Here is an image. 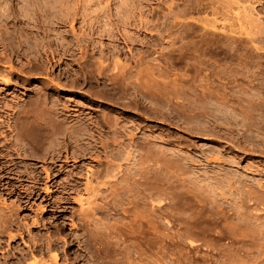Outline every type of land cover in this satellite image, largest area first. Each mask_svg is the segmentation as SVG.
Returning <instances> with one entry per match:
<instances>
[{"label":"rangeland","instance_id":"obj_1","mask_svg":"<svg viewBox=\"0 0 264 264\" xmlns=\"http://www.w3.org/2000/svg\"><path fill=\"white\" fill-rule=\"evenodd\" d=\"M237 1L215 13L194 0H0V208L21 194L15 203L33 202L21 215L30 224L47 221L46 228L22 226L25 238L42 242L46 234L56 245L38 255L42 264H264V0ZM117 57L119 68H132L131 89L109 79ZM100 62L109 65L106 73H98ZM148 67L155 78L147 85L158 78L157 86L170 89H134ZM53 79L63 89L42 84ZM109 91L118 100L137 98L142 111L88 100ZM38 97L42 110L64 106L88 119L113 109L136 126V138L158 136L149 147H164V157L141 151L115 159L109 177L91 176L96 195L86 183L98 160L73 150L77 160L63 155L56 161L63 170L56 166L48 180L42 167L55 164L25 145L15 121ZM56 122L49 148L64 135ZM15 147L31 156L17 157ZM33 162L45 176L39 185L52 190H40L38 199L21 191L31 186L26 165ZM46 202L47 212L39 208ZM11 244L10 261L27 250L21 237Z\"/></svg>","mask_w":264,"mask_h":264},{"label":"bare ground","instance_id":"obj_2","mask_svg":"<svg viewBox=\"0 0 264 264\" xmlns=\"http://www.w3.org/2000/svg\"><path fill=\"white\" fill-rule=\"evenodd\" d=\"M195 2L197 3H194V4H198V5H201V7L203 6L204 8L205 7H209L210 9H213V12L215 11L216 12H226V10H230V8L232 6V2L233 4L237 1V0H194ZM244 1V0H243ZM240 1H237L235 4L239 3ZM230 6V7H228ZM234 6V5H233ZM244 6V5H243ZM229 8V9H228ZM239 8V7H237ZM245 8V7H244ZM253 8V7H252ZM235 10V9H234ZM232 12V11H231ZM230 13V12H229ZM240 13V12H239ZM213 14V13H212ZM218 14V13H217ZM247 16V15H246ZM251 16V15H250ZM208 23V22H206ZM205 23V24H206ZM111 34V33H110ZM112 36V34L110 35ZM119 58V57H117ZM116 58V59H117ZM60 60V59H59ZM120 60V58H119ZM117 60L115 62L116 66H115V71L116 73L113 74V77L111 76V78L109 79H112L116 84L117 86L121 87L122 90H124L122 88V86L124 87V85L128 88V89H131L130 87V78L133 76L134 77V73L132 74L131 70L132 68L128 67V64H123L122 67L119 68L120 66V63H121V60L119 61ZM118 62V64H117ZM107 64V63H106ZM105 63L103 64V62H100L99 65L97 66V70H98V73H106L108 71V66L106 65ZM119 65V66H118ZM130 66V65H129ZM95 68V67H94ZM43 69V68H42ZM149 69L148 68H145L144 70L146 71H143V74L146 73L145 75L142 76V70L141 69V77H138L137 76V80H136V77H135V80L137 81H133L131 80V82H136L135 85L137 86H134L132 85L133 83H131V86H134L133 88H138L139 90L140 87L142 88V91L144 90V87L149 83L151 85V79L152 78H155V72L159 74L160 72V69L159 67H157V69H155V67H151V70L153 69L155 72H153V76L150 77V72L147 70ZM48 70V69H46ZM44 71V70H43ZM96 71V70H95ZM149 73H148V72ZM86 72V71H85ZM91 72V71H90ZM162 73V71H161ZM165 73V72H164ZM112 74V73H111ZM108 75V74H107ZM152 75V74H151ZM136 76V75H135ZM140 76V75H139ZM115 78V79H114ZM139 78V79H138ZM153 80V79H152ZM156 81H158V78L155 79ZM169 80V79H167ZM150 81V82H149ZM154 82L156 83V86H157V83L158 82ZM164 80H162L163 82ZM173 82V81H172ZM73 83V82H72ZM77 83V82H76ZM152 83V86L153 84ZM161 82L159 81V84ZM166 83V86L169 85V83L167 82H164ZM162 83V84H164ZM45 87L49 88V89H52V88H61L63 89L60 85L59 82H56L53 80L50 81V83H42ZM171 84V83H170ZM129 85V86H128ZM146 86L148 87L147 89L148 90H152L151 87L152 86ZM155 85V84H154ZM174 85V84H173ZM156 86L152 87V88H155ZM165 87V84L164 85H160V86H157L155 88V90H159V88L161 89V87ZM183 86V85H182ZM204 86V85H203ZM145 87V88H146ZM163 87V88H164ZM173 87V86H172ZM207 86H205L206 88ZM118 88V87H117ZM126 88L127 91H129L128 89ZM167 88V87H166ZM166 88H164L166 90ZM174 88V87H173ZM204 88V87H203ZM202 88V90H204ZM120 88H118L119 90ZM163 89V90H164ZM170 89V87L168 86L167 90ZM179 90V88H177ZM191 89V87H190ZM189 89V90H190ZM137 90V89H136ZM148 90H144L145 91H148ZM154 90V91H155ZM201 90V91H202ZM160 91V90H159ZM171 91V90H170ZM181 91V90H180ZM108 92V91H107ZM111 91H109L110 93ZM156 92V91H155ZM161 92V91H160ZM165 92V91H164ZM187 92V91H186ZM100 94V95H96L95 96H92V95H89V102L91 104H93L94 102L96 103H100L101 105L103 103H106L104 102L103 100H106L114 105H119V106H123V107H127V108H134V109H137L142 111V107H141V103H139L136 99L135 100H129V101H123L121 98V100H118L117 98L115 99V95H113V93L111 92V95L110 94ZM143 93V92H142ZM153 93V92H152ZM172 93V92H171ZM184 93V92H183ZM188 93V92H187ZM147 94V93H146ZM212 93H210L211 95ZM108 95V96H106ZM110 95V96H109ZM112 95L114 97H112ZM144 95V94H143ZM156 95V94H155ZM166 95V94H165ZM175 95V94H174ZM214 95L215 92H214ZM145 96V95H144ZM157 96V95H156ZM173 96V95H172ZM171 96V97H172ZM212 96V95H211ZM118 97V96H117ZM161 97V96H160ZM183 97V96H182ZM156 98V97H155ZM173 98V97H172ZM130 99H133V98H130ZM144 99V98H143ZM60 100V98L57 97L56 100H53V103L54 104H59L57 103L58 101ZM139 100V99H138ZM160 100V99H159ZM148 101V100H147ZM174 101V100H173ZM45 102V98L43 97H38L37 101H36V108L35 109H22V111H24V114L22 116H17V118L15 119L16 121V124L19 126V132H20V135L21 137L26 141L25 142V145H28L29 148H32V150L34 149V151H37L39 149L42 150V153L43 155H39V158H42L43 160H46L48 159V157H50V161H48L47 163H52L53 165L55 164V166H47V167H42L43 168V172H45L46 174V179H50L53 175H52V170L54 171V169L56 168V166L59 165V168H57V171H61L63 170L64 166L62 164H56V161L58 160H61V157L63 155H65V162H68V161H76L77 157L79 155H83V156H90L92 157V159L94 160H98L99 162V168L98 169H91V173L89 174V176L93 177L95 176L94 179L96 178H100L102 180L101 177H106L107 176L109 177V174H107L111 168V166L114 164V161L115 159L117 158H121L123 156L124 160L125 159H131L132 155H135L136 152H141V151H146V152H151L153 151V156L157 159V161H162V158L164 157V153H165V149L164 147L162 148H153L155 149L156 151H154L153 149L151 150L150 149V144L152 143V141L154 140H157L158 136H155V135H150V136H146V137H142V136H138L139 138H136L135 136V132H134V129L136 128L133 127L134 125H130L128 124L127 122L126 123H122L119 121V118L116 116L115 112L113 109L109 110L108 112H103L101 113L97 119H88L87 117H84V112L83 111H74V110H71V109H67L66 107H62L61 110H57L56 108H47V110H42V106L41 104ZM158 103V101H157ZM110 104V105H112ZM165 104V103H164ZM183 104V103H182ZM194 104V103H193ZM112 105V106H114ZM143 105V104H142ZM186 105V104H185ZM144 106V105H143ZM181 106V105H180ZM187 106V105H186ZM185 106V107H186ZM197 106V105H196ZM141 107V108H139ZM148 107V106H147ZM182 107V106H181ZM188 107V106H187ZM184 108V107H183ZM196 108V107H195ZM194 108V109H195ZM187 109V108H186ZM199 109V108H198ZM183 110V109H182ZM127 111V110H125ZM197 111V110H195ZM199 111V110H198ZM202 111V110H201ZM75 112V113H74ZM128 112V111H127ZM146 112V111H145ZM148 113V112H147ZM186 113V111H185ZM197 113V112H196ZM195 113V114H196ZM187 114V113H186ZM205 113H203L204 115ZM209 114V113H208ZM163 115V114H162ZM166 115V114H165ZM190 115V114H189ZM157 116V115H156ZM168 116V115H167ZM195 116V115H192V117ZM198 116V115H197ZM202 116V115H200ZM58 120L59 122H56V126L58 128H63L64 129V135L62 137V139L57 143V146L56 148H53V147H50L48 145H46V143L48 142V138L50 136V133H51V125L53 123V120ZM4 122L3 123H6V120H3ZM19 122L21 123V125H19ZM77 122H81L80 124V127H81V132H79V130H77V126H75V123ZM2 123V125H3ZM245 125V124H244ZM7 126L8 128L12 127L11 124H8L7 123ZM14 128H16V125L14 124L13 126ZM218 134V133H217ZM240 135V134H239ZM238 135V136H239ZM161 137V136H160ZM159 137V139H160ZM164 137V136H163ZM170 137V136H169ZM127 139V140H125ZM89 140V141H88ZM160 141V140H159ZM99 144V145H98ZM75 145V147L73 146ZM152 145V144H151ZM45 146V147H44ZM73 146V147H72ZM22 147H20L19 149H16L15 147V152L16 154L18 155L17 157L19 156H22L21 159H23V155L26 156L27 153L25 154V149L23 150L24 152H22L20 149ZM72 148H75V149H72ZM72 149V150H71ZM31 150V151H32ZM73 150H79L78 153H80L79 155L77 156H72V153L70 151L73 152ZM28 151V150H27ZM26 151V152H27ZM65 153V154H64ZM71 153V154H70ZM74 154L76 152H73ZM76 153V154H78ZM29 154V153H28ZM73 154V155H74ZM31 156V154H29ZM27 155V156H29ZM36 156L38 154H35ZM50 155V156H49ZM102 155L106 156V157H110L107 161L105 159H102L100 158ZM13 157V156H12ZM55 157H57L55 159ZM10 158V157H9ZM122 158V159H123ZM133 158V157H132ZM142 162L145 161V157L143 156H140L138 157ZM8 159V158H7ZM53 159H55L54 161H52ZM173 160V159H172ZM12 161V160H11ZM62 161V160H61ZM171 162V160H170ZM174 162V161H173ZM140 164V162H139ZM163 165L167 164L166 161H165V164L162 163ZM170 165V163H168ZM174 164V163H173ZM26 165V164H25ZM142 165V164H141ZM162 165V166H163ZM168 165V166H169ZM161 164L159 166V168L157 167V174L161 177L160 173L162 172L163 168H162ZM173 166V165H171ZM170 166V167H171ZM250 166V165H249ZM38 167L37 166V163L33 162L31 163L30 165H26V169H28V174L30 176L31 174V179L30 182H31V186L28 187L27 189L25 188H22L21 191H25L26 195H23L27 198H31L33 199L34 196H36V199H38L40 197V190H42L41 192H46L47 195L50 194V192L52 191L51 190V187L48 186L47 184H45V187H41L39 184L41 183V180H43L44 177H42V173L40 170H38ZM98 167V166H97ZM141 167V166H140ZM139 167V168H140ZM143 167V165H142ZM166 167V166H165ZM164 167V168H165ZM166 170V169H165ZM13 171V170H12ZM22 171V170H21ZM23 173H26L25 171H22ZM15 174V173H14ZM19 174V173H18ZM163 174V173H162ZM106 175V176H105ZM157 175V176H158ZM132 176V175H131ZM92 177L90 179H88L86 185H87V190L89 191L90 189L94 190L93 186L91 185V181L93 180ZM114 177V176H113ZM143 177V176H142ZM159 179H162L160 178ZM23 179V178H22ZM21 179V180H22ZM109 179V178H108ZM114 179V178H113ZM130 179V178H129ZM165 179V178H164ZM97 180V179H96ZM100 180V181H101ZM104 180V179H103ZM112 180V179H111ZM133 180V179H132ZM138 180V179H137ZM140 180V179H139ZM143 180V179H142ZM24 181V180H23ZM22 181V182H23ZM110 181V179L108 180ZM129 181V180H128ZM145 182V181H144ZM258 182V181H256ZM99 183V182H98ZM103 183V182H102ZM107 183V182H106ZM111 183V182H110ZM142 183V182H141ZM160 183V182H159ZM259 185H260V182H258ZM24 184V183H23ZM117 184V183H116ZM146 184V182H145ZM109 185V184H108ZM111 185V184H110ZM115 185V184H114ZM136 185V183H135ZM263 185V184H262ZM261 185V187H262ZM28 186V184H27ZM145 186V185H144ZM96 187V186H94ZM117 187V185H116ZM141 187V186H140ZM112 188H115L112 186ZM252 188V187H251ZM251 188L249 187L248 189V192H250V194H253V190H251ZM20 190V189H19ZM96 190H94L95 192ZM259 192V191H258ZM7 193V192H6ZM11 193H15V192H11ZM96 193V192H95ZM94 193V194H95ZM21 194V193H20ZM19 195V194H18ZM97 195V193H96ZM259 194L256 193L255 197L258 198ZM50 197V195H49ZM249 197V196H248ZM1 198V197H0ZM24 197H22V194L19 195V197L17 198V200L20 202ZM66 198V197H65ZM64 199V198H63ZM4 201L2 206L0 208V238L3 236V237H8V241L9 243H7L5 240H1L0 241H4V245L7 246V248L4 246L2 247L1 244H0V248H4L3 250L0 249V252L1 254H3L2 256H0V264H42V258H40L38 255H44L46 252L50 251L53 249V246H56V245H53V240L49 237L47 239H45L47 237H45V235H43V237L41 235H39V233L37 232V235L40 236L41 238V241L42 242H39L38 239H36L35 236H31L32 238L30 240L26 239L22 230V226H26V229L29 231V233L31 232L30 230V226L32 224L33 228L34 226L36 227V225H40V226H43L46 228V223L47 221L45 220H39L38 217L37 218H33V221L31 222V224L27 221L28 219V215L27 214H23L21 215V210L23 209H27V208H32V203L29 201V200H24V204L21 205L20 203H15L13 201V204H11L10 202H7L6 199H3ZM42 200H46L45 197L44 199ZM68 200V198H67ZM30 202V204H29ZM9 203L11 205H9ZM23 203V202H22ZM47 203V202H46ZM52 203V202H50ZM55 204V203H54ZM144 204V203H143ZM48 205L50 204H43L41 205L39 208L42 210V211H45L47 212L48 210ZM59 205V204H58ZM60 206V205H59ZM58 206V207H59ZM54 207V206H53ZM65 207V206H64ZM35 208V207H34ZM57 208V207H56ZM53 209V208H52ZM62 209V208H61ZM65 209V208H64ZM93 210V209H92ZM88 212V211H87ZM91 213V212H90ZM89 213V214H90ZM84 215H87V213L85 212ZM32 218V217H31ZM61 230V229H60ZM26 231V230H25ZM41 234V233H40ZM30 236V235H29ZM49 236V234H48ZM18 237H21L22 239V242L24 243L25 246H27V250L22 252L21 256L20 257H16L17 255L15 254V257L16 259L15 260H12L10 261L11 258H8V254H10V250L11 249H14V247L12 246V242L15 241V238H18ZM45 237V238H44ZM46 241V242H45ZM6 242V244H5ZM1 243V242H0ZM55 243V242H54ZM21 248V247H20ZM18 248V249H20ZM55 248V247H54ZM24 249V248H23ZM15 250V249H14ZM5 252L7 254H4L2 252ZM10 252V253H9ZM14 252V251H13ZM14 254V253H13ZM54 256L56 257L57 255L54 254ZM14 257V256H13ZM44 261V260H43ZM43 264H50L49 262H45Z\"/></svg>","mask_w":264,"mask_h":264}]
</instances>
